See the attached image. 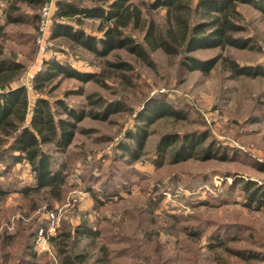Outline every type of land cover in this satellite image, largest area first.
<instances>
[{
  "label": "rangeland",
  "instance_id": "374dc122",
  "mask_svg": "<svg viewBox=\"0 0 264 264\" xmlns=\"http://www.w3.org/2000/svg\"><path fill=\"white\" fill-rule=\"evenodd\" d=\"M149 1L134 0V3L142 8L144 23L152 20L160 27L166 21L165 6L147 9L142 2ZM196 1L191 0L192 5ZM10 3L20 6L26 21H6ZM40 7L36 2L0 0L2 56L9 63L19 62L22 66L17 71L0 74V91L8 83L11 87L24 86L29 104L36 97H45L55 117H66L55 103L58 98L86 115L75 121L68 144L71 152L60 153L53 144L44 145L53 166L58 167L65 160L71 166L65 169L61 198L51 200L49 209L44 193L23 197L21 188L35 183L25 160L0 175L3 190L0 233L15 231L22 210L27 212L24 223L29 221L28 225L33 226L48 221L47 232L54 228L51 234L64 224L72 228L83 220L96 230L99 235L93 240L83 237L77 247L71 243L66 247L71 253L82 252L90 257L82 264L99 255L103 246L109 249V264H264V246H261L264 245V204L258 209L253 208L255 201L247 205L248 199L240 191L241 181L228 190L235 180H253L260 186L258 192L264 189V75L234 74L223 60L227 56L240 65H264V14L250 3H238L241 12L238 22L244 29L237 35L253 36L254 40L246 47L194 48L188 54L200 60L220 56L209 70L201 71L181 68L183 55L166 54L157 47L144 45L147 52L144 59L126 48L112 49L101 57L64 37H53L54 23L62 19L71 21L56 16L58 5L52 11L50 33L41 51L35 40L39 33ZM206 18L198 13L191 21ZM82 25L87 31L102 34L97 28L99 19L86 18ZM127 32L135 41L145 43L141 23L137 27L129 26ZM53 57L71 62L80 71L98 74L89 80L61 73L46 78V61ZM106 60H125L132 69L123 71L125 77L120 71L108 69L101 76ZM39 82L43 84L40 89ZM150 98L156 99L154 105L164 102L175 112L163 115L145 112L151 106L145 105V101ZM105 102L109 106L121 102L122 106L111 108L105 117H98V110L104 111L107 106ZM30 116L31 111L25 123ZM139 116L147 120L144 124L140 121L145 132L137 147L138 157L135 161L117 160L114 155L124 143L137 146L130 135L136 130ZM193 131L207 132L202 146L214 142L217 158L203 160L200 152L196 153L198 156L174 162L173 147L180 140L158 154L157 143L165 133L182 135ZM6 162L10 163L0 161V168ZM89 166H94L92 171L101 178L96 184L95 180L80 178ZM113 175L117 187L125 182L128 190L119 188V194L112 199L101 196L102 203L86 190V182L99 189L103 180ZM73 183L76 185L69 186ZM25 204L29 207L27 211L23 209ZM41 227L38 225L36 237L31 238L37 254L35 262L60 264L57 244L47 238L50 233L45 242L42 240ZM215 234L218 238H213ZM240 249H244L245 256L250 253L256 256L242 258L235 252ZM14 251V259L10 258L8 264H14L25 254L23 247Z\"/></svg>",
  "mask_w": 264,
  "mask_h": 264
},
{
  "label": "trees",
  "instance_id": "16d2710c",
  "mask_svg": "<svg viewBox=\"0 0 264 264\" xmlns=\"http://www.w3.org/2000/svg\"><path fill=\"white\" fill-rule=\"evenodd\" d=\"M36 2L42 4V0H16ZM146 4L147 9H155L165 6L166 21L162 25L155 24L149 20L148 24L144 23L142 19V8L138 7L134 0H88L87 3H82L80 0H57L58 11L56 16L70 19L71 21L62 19L53 26V37H64L72 41L89 52L97 56H105L112 49L126 48L129 52L135 53L140 58L144 59L147 56L144 45L148 47H157L162 49L166 54H181L182 59L179 62L181 68L195 69L201 71L209 70L215 62L220 58H210L207 60H200L188 52L196 47H223L231 45L236 47H246L254 40L253 36L237 35L238 32L244 29L240 24L239 18L241 12L237 8L238 3H250L254 5L264 14V0H197L192 5L191 0H151ZM201 13L205 20L192 22L191 17L195 14ZM20 6L15 3H10L6 12L7 22H21L26 21V18L21 15ZM86 18L99 19L100 25L98 29L102 34L98 35L85 30L83 27V20ZM36 19V15L32 16ZM144 28V42L135 41L127 29L129 26L137 27L140 25ZM63 49V48H61ZM3 48L0 45V74L4 71H17L21 68L19 62L9 63L10 60L2 56ZM185 55V56H184ZM224 61H227L229 68L234 74L247 75H264V65H240L230 57L225 56ZM47 67L44 71L46 78H52L56 74H64V76H72L80 80H89L98 73H92L89 70L80 71L71 62L60 61L56 58H51L46 61ZM120 71L123 77V71L131 70L132 66L125 60L103 62L102 70L99 74L104 76L105 71ZM112 69V70H111ZM38 89L43 86L39 82ZM3 89V90H2ZM156 101L150 98L145 101V105H151L145 112L156 113L158 115L173 114L175 111L171 110L164 102L153 103ZM56 104L61 106V111L66 117H55L49 99L45 97H36L32 103L29 104L27 94L24 86L11 87V85L1 86L0 91V161L7 160L10 163L3 165L0 168V175L9 171L15 163L25 160L33 173L35 178L34 185H25L21 188L23 197L34 194L44 193L47 197L46 207H51V200L60 199L64 191L63 184L67 172L65 169H70L67 165V160L62 161L58 167H55L50 162V154L44 150V145L53 144L54 149L60 153L71 152L68 144L72 140L74 134L75 121L80 120L86 113L83 110L76 111L75 108L69 107L64 101L58 98ZM104 111L97 112L98 117H105L113 107L122 106L121 102L108 103ZM153 104V105H152ZM31 111L29 122L25 123L27 113ZM149 114V115H150ZM139 123L133 132L131 139L136 140L137 146H132L131 142H126L114 155L118 159L124 161H135L138 157V149L142 143V135L145 127L143 121L146 117L139 116ZM140 121L143 122L140 124ZM208 137L207 132L197 133L190 132L180 135L179 133L167 132L162 135L157 143L158 154H162L173 142L180 140L176 147H173V161H181L189 157L199 154L203 160L217 158V147L209 142L205 147L202 143ZM130 139V140H131ZM96 166V165H94ZM93 166V167H94ZM158 166V165H157ZM91 166H89L80 178L82 181L89 179L95 184L100 181L99 174H94ZM85 173V174H84ZM115 175V174H114ZM105 178L103 182L97 186H91L86 182V190L99 202L101 196L106 199H112L113 196L118 195L121 188L128 190L127 185L123 182L119 187L115 184L112 178ZM121 175V174H118ZM123 177V176H122ZM126 178V177H124ZM88 181V180H87ZM241 181V182H240ZM240 182V191L245 194L248 199L247 205L255 201L253 208L258 209L264 204V189L260 190L253 180H235L229 186V191L234 189L237 183ZM76 185L73 183V186ZM113 186L111 190L109 188ZM3 191L0 186V192ZM100 194V196L98 195ZM102 203V202H100ZM27 211L29 207L27 204L23 206ZM18 219L15 224V231L0 233V264H8L10 258L14 259L16 252L14 250L23 247L25 254L20 259L15 260L14 264H39L35 262L36 252L33 249L31 238L36 237V228L38 225L43 228L44 233L47 234V222L42 221L35 225H28L30 222L24 223L27 217V212L20 210ZM64 224V222H63ZM68 225V226H67ZM33 227V228H32ZM40 228V229H41ZM58 230V229H57ZM56 230V232H57ZM55 234H51L48 239L50 242H55L58 247L60 255V264H82L88 260L82 252L71 253L67 250V246L71 243L73 247H77L79 239L86 237L92 240L99 234L92 227L83 220L78 225L70 227L69 224H64ZM215 234L213 238H218ZM56 239L58 241L56 242ZM72 239V240H71ZM262 247L264 245H261ZM102 246H100V249ZM103 251L97 255L88 264H109L108 248L103 246ZM244 250V249H242ZM241 249L235 252L242 258L247 259L255 257V253H250L245 256ZM88 255V254H87ZM264 258V255H263Z\"/></svg>",
  "mask_w": 264,
  "mask_h": 264
},
{
  "label": "built area",
  "instance_id": "2783aa9c",
  "mask_svg": "<svg viewBox=\"0 0 264 264\" xmlns=\"http://www.w3.org/2000/svg\"><path fill=\"white\" fill-rule=\"evenodd\" d=\"M57 8V0H45L40 7V10L38 12L39 16V33L37 36H35L36 43L41 47V51H44V46L43 42L44 39L47 37V35L50 33L48 26H49V21L51 20L52 16V11ZM50 216H53V213L50 212ZM52 221V219H51ZM54 226V225H53ZM54 228L50 227V230L52 231ZM43 228L40 229L41 234H42ZM44 231V230H43ZM50 231V232H51ZM49 232V233H50ZM44 233V232H43ZM43 234V239L44 242L47 240L46 236L49 234Z\"/></svg>",
  "mask_w": 264,
  "mask_h": 264
}]
</instances>
